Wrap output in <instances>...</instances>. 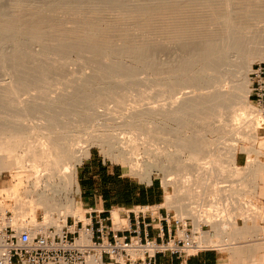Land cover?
I'll return each mask as SVG.
<instances>
[{
  "label": "rangeland",
  "instance_id": "obj_1",
  "mask_svg": "<svg viewBox=\"0 0 264 264\" xmlns=\"http://www.w3.org/2000/svg\"><path fill=\"white\" fill-rule=\"evenodd\" d=\"M9 1L1 0L0 8H8L10 5L14 8L17 5L19 7V3H17L19 0L10 1L12 4ZM22 1H25L26 4L24 5L28 4L26 1L30 2V0H21L20 2ZM56 1L52 0L51 3V0H37L34 2L35 4L27 6V8H25L26 6L23 7L25 9L21 10L23 11L22 15L21 12H15L14 9L15 13H12H20L19 16L17 14L14 18L9 17V19L4 16V19H0V29L3 30V32L0 30L1 39L6 38L4 37L5 34L2 36L7 29L6 26L10 28L11 33L14 32L12 31L14 29L11 30L13 27L19 30L12 34L15 37L14 39L10 36L12 41L8 38V41L4 39V42H1L3 39H0V88H6L12 81L19 79V82L15 81L16 83L18 82L16 84V88L19 89H17V95L13 94L10 96L9 94L11 93H7L4 94V97L2 96V100L0 98V102H3L0 104V119L4 117L5 120L12 119L11 121L18 122L14 118L15 116L21 124L32 127L33 134H29L27 144L33 147L40 146L41 142H45L43 138L50 135L49 129L53 117L61 118L65 122L72 121L74 118L78 121L84 119V112H90L88 110L90 107L89 101L84 100V98L91 95L93 97L94 95V99L91 97L87 99H90V103L95 101L93 104H99L95 108L99 116L96 117L95 124H88L90 127L87 128L88 125H83L82 128L84 126L87 128H85L86 130L83 129V132L86 134H80V136L83 135V142L79 143L77 147L81 145L84 147L91 143L88 141V139H91L88 135H93V133L94 135L105 134L115 138L113 141L117 143V148L126 147L128 144H142L157 155H160L166 151L168 154L175 153L177 150L175 145L170 146L168 144V141L172 140V138L164 134L163 129L166 128L167 124L177 128L178 132L186 130L190 135L197 134L202 136V139H206L209 143L206 145L205 151L207 153H215L221 159V164L226 173L232 176L227 180L217 177L209 179L207 181L208 187L215 188L220 192L213 195L204 194L201 200L192 199L194 200L192 201V206H202L207 209L208 205L215 202L217 204L230 202L228 203L230 205L236 199L226 196L228 192L225 193L223 190L233 186L235 191H241L242 196L238 201L244 205L249 213L253 214L259 211L262 214V217H257L256 219V225L261 229V224L264 222V177L257 184V191L252 193L250 190L251 186L248 183L245 184L247 176L236 174L238 169H241L240 172L242 174L247 172L249 156L246 165L241 166L236 163L237 155L240 152H244L245 149L250 148L262 153L263 157L256 159V161L260 160L264 162V117H259L260 113L256 112L257 110L253 103L249 101L253 109H249L250 107L245 109L239 99L233 98L225 106L220 118H209L206 121L204 120V123H201V120H197L198 123L194 121L193 124L192 122H184L183 126L185 128L174 126L168 121L170 120L168 116H166L168 120L164 117V113L160 112L161 116L157 115V117L150 113L153 118L148 113L145 115L141 113L146 110L151 111L154 107L161 110L163 106L168 105L175 99L174 94L176 91H186L188 92V96L196 95L203 84L201 81L203 79L200 80V78L204 76L199 70L204 69L205 63L201 62L203 63L201 64L199 62V64L197 60H192H195L194 58L199 54V51L201 53L203 50H210V47H215L224 32H227L225 31L227 27L233 30L232 34L236 30V32L244 30L245 33V31L254 30L259 26L264 29V0H137L138 3L136 0H123L124 3L118 1L120 2L119 6L114 3L115 6H113L111 4L112 0H109L110 3H105L104 1L106 0H95L100 1V3H94L93 0H65L69 3L63 0L61 2L58 0L57 3ZM135 4L138 7L134 6ZM11 7H9L10 10L7 9L6 11H9L10 16L13 15L10 13L13 11ZM1 9L0 12H4ZM16 9L20 11L18 8ZM48 11L50 12L47 13ZM25 15L28 16L27 19H25ZM143 15H146V18ZM2 20L4 21L2 22ZM20 20L22 22L21 25L24 24L23 26L20 25ZM15 25L18 26L16 27ZM5 33H7V36L11 34H9V29ZM29 35L32 37L31 39L28 37ZM216 39H219V41ZM206 45H208V48L205 47ZM118 47H123L122 49L124 50L117 52ZM253 47L259 51L264 50V44L253 45ZM193 54L195 55L194 58ZM260 63L264 64V57L258 56L253 60L251 70L254 65ZM250 72L247 73L249 90L251 87ZM35 74L45 75L42 76L45 78L39 79L40 81H37V83H33L30 77ZM192 74L195 77H199L195 79L194 83H191L190 88L185 89L188 85L187 79H189L190 75L192 77ZM212 74L215 75L214 73ZM20 75L23 79L18 78ZM89 77L91 78L88 79ZM175 78L178 79L175 80ZM24 79H26V83H23L25 82L23 81ZM20 80L23 82H20ZM236 80L237 82H235ZM185 81H187V84ZM238 81L236 77L229 76L224 86L229 89L233 88L234 90L241 82L239 81L238 83ZM20 83H23L24 85L21 84L23 86L31 85V87H23ZM16 85L14 84V86ZM23 89L27 92H22L24 91ZM216 89L217 87H212L203 92H214ZM40 90L50 91L47 93L51 96H47L49 98H57L63 93L69 94L70 91H73L74 93L71 92V94L74 95L71 96H74L76 99H74L75 102L68 101L65 105L58 102L61 106L67 108L61 115H58L57 112L62 111L60 106L48 104L49 99L40 93ZM107 92L109 94L104 96ZM12 96L16 97L15 100L19 99L16 100L17 103L14 99H11ZM81 102H85L82 112L79 108L82 105ZM21 105L27 109V116L21 114ZM42 106L48 107L43 108ZM39 108H41L40 111H38ZM82 113L84 114L82 115ZM240 125H243V128L238 132L236 128ZM214 127H219V130L213 131ZM75 134L77 135L78 133ZM253 134L257 136L256 139L252 138ZM234 145L237 148L235 150L236 154L231 149ZM25 146L18 152L20 156L26 155L28 146ZM106 151L99 144L94 145L91 148V156L99 160L100 163H104L108 171L115 175H124L120 179L122 181L136 184L138 187L150 185L132 176L128 166H124L123 163L116 160L114 155L110 156ZM146 151L143 150V153ZM233 157L235 159L234 165L231 162ZM87 160L85 159L78 166V175L81 166ZM167 160V158H164L165 163ZM182 160L188 162L186 156L182 157ZM205 160L207 161V158L202 160V162H206ZM28 164H31V162ZM174 169L176 170L177 167H174ZM191 172L188 178L193 181L192 187L199 194H203L206 186L204 187L195 183V180L200 175L193 171V169ZM14 184H17V182L12 180L9 171L0 174V195L2 189H13ZM152 184L157 185L161 195H163L161 202L158 204L166 203L162 207H166L171 213L177 214V211L169 207L170 205L166 202L168 190L174 191V187L166 189L161 179L158 178H153ZM140 197V195H133L131 202L127 206L113 207L115 216L118 217L116 213L120 209H129L136 205H143V202H139ZM1 200L2 198H0ZM78 201L76 213L82 216L77 217L83 218L82 221L84 220L83 222L87 223L88 221L85 218L87 208L81 207ZM252 202L257 203V206L254 207ZM8 204L13 205L14 202L10 201ZM228 213V215L224 216L225 220L231 214V212ZM234 215L236 214H231L230 218L235 221L236 226L229 228L227 233H232L233 230L245 226L244 219L238 215L233 217ZM188 219L194 225L192 218L188 217ZM209 232H211L209 234H212L211 228ZM261 233L263 234H261V237H264L262 229ZM213 235L211 237H215ZM213 239L217 242L214 245L220 246V248L225 249L229 253L231 264H264V239L235 244L226 248L222 246V243H219L221 242V238ZM258 243L263 245V249L255 255L254 260H243L238 256L236 258L231 253L232 248L247 247Z\"/></svg>",
  "mask_w": 264,
  "mask_h": 264
},
{
  "label": "bare ground",
  "instance_id": "obj_2",
  "mask_svg": "<svg viewBox=\"0 0 264 264\" xmlns=\"http://www.w3.org/2000/svg\"><path fill=\"white\" fill-rule=\"evenodd\" d=\"M10 1H13V0H10ZM20 1L21 0L17 2L19 3V7H17L18 5L15 6L13 4L15 8L11 7L12 5L8 6V8H4V7L2 9L0 8L1 10L4 11V12H0V19L1 18L4 19L5 18L4 16H6L8 19L9 17L14 18L15 15L17 14H18L17 16H19L20 13L14 14L15 12H21V15H22L23 11L21 10L27 8V6L29 7L33 5V3L36 2L37 0L36 1L30 0V2L26 1L28 3L27 5H24L26 4L25 1H22V2ZM61 1L62 0H60V2ZM118 1L124 3L123 0L122 1L117 0L116 2L115 0H112L111 4L114 3L115 5L119 6L120 2ZM148 1H152V0H148ZM154 1H157V0H154ZM57 2L58 0L56 1V3ZM93 2L100 3V1H95V0H93ZM104 2L110 3L109 0H106ZM51 3H52V0H51ZM114 4L113 6H115ZM44 5H47V4H44ZM130 5H133V4H130ZM134 6H137V5L135 4ZM9 7H11L13 10L10 12L11 14H13L12 16L9 15L8 13L9 11L6 12L7 9L10 10ZM16 8H18L20 11H18ZM14 9H15V12H14ZM147 10H150V9H147ZM49 12L50 11H48L47 13ZM25 16H26L25 19H27L28 16L27 15ZM145 16L143 15V17ZM3 21L4 20H2V22ZM21 23L22 22L20 20V25ZM6 27L7 29L5 32H7V30L9 29V34H10L11 33L10 28L8 26ZM229 28L227 27V29L225 30L227 32L226 33L224 32L225 35L223 34L220 41L219 39H216L219 42L218 44L216 43L215 47L213 48L210 47V50L209 49L203 50L201 53L199 51V54H197L195 58H194L195 56L194 54L196 53L193 54V58L195 60H192V61L197 60L198 61L197 63L199 62L205 63L204 64L205 67H203L204 69L199 70V72H201L202 75H204L202 76V78H200V80L203 79L201 81L204 85L202 84L200 86V89L196 95L188 96V92L186 91H176L174 94L175 99L168 105L163 106L161 110H158V108L154 107L153 109H151V111L146 110L147 112L143 111L141 114L145 115L146 113H148L149 115L150 113H152L153 115H156L157 117V115L159 116L161 112L165 114V116L163 114L164 117L166 116L169 117L170 120L167 119L168 117H166V119L170 121V123H172L174 126H177L179 128L180 127L185 128L183 126L184 122H190V123L192 122L193 124L194 121H196L195 123H198L197 120H201V123H202L204 120L206 121V119L208 120L209 118H214V117H215L214 119L220 118L223 114V110L225 106L230 101H232L233 98L239 99L245 109L249 107H250L249 109H253L251 108L252 106L249 102L250 101L249 99L250 90H249V79L247 78V73L251 71L253 60L256 57L258 56L264 57V50L259 51L257 50V48L255 49L253 47V45L256 46V45L264 44V29L263 27L260 28L259 26L258 28L256 27L254 30L252 29L247 32L245 31V33H244V30H241V32L243 31V33L236 32L237 31L236 30L235 33L232 34L233 30H230ZM11 30L14 32L19 31L15 27L11 28ZM36 30L38 31V29ZM1 32H3V30H1ZM5 32L2 34V36L5 34L4 37L6 38H2L3 41L1 42H4V39H7L6 41H8L9 39L12 41L10 36H12L13 39L15 38L14 35H12L14 34V32L8 36L6 35L7 33ZM15 34H18V33H15ZM28 37L30 39L32 38L30 37V35ZM28 43H31V42H28ZM208 45H206L205 47H207ZM210 45L212 46V44ZM252 47L254 50L252 49ZM122 48L123 47H118L117 52L124 50ZM140 48H143V47H140ZM193 63L196 64L195 62ZM175 72L177 73L176 70ZM199 72L196 71V73L198 74ZM33 73H34V70H33ZM212 73H214L215 75H213ZM42 76H45V75L35 74L32 77L30 76L29 77L32 78L31 80L33 83H37V81H40L39 79L42 80V78H45ZM229 76L236 77V79L241 81L240 83L238 81L239 85L237 87L236 86L237 84H236L235 85L236 87L234 90L233 88L229 89L224 86L226 85V80ZM21 77L22 76L20 75V77L18 78H21ZM173 77H176V76H173ZM194 77L195 76H193V74H192V77L190 75L189 79H187L188 85L185 89L190 88L191 83L192 82L194 83L195 79L198 78L199 76L195 78ZM90 78L91 77H89L88 79ZM176 79L178 78H175V80ZM25 80L26 79H24L23 81ZM28 80L30 81V79ZM15 81L19 82V79L17 80L15 79ZM15 81H12L11 84H9V86L6 88L5 87L0 88L1 100L4 97V94H7V93L8 94L11 93L9 94L10 96L13 94L17 95L18 88H16L17 87L16 84H18V82L16 83ZM23 81L20 80V82H23ZM186 82L187 81H185V83ZM235 82H237V80ZM23 83H26V81ZM23 83H20V85ZM14 84L16 86H14ZM27 86H23V87L27 88ZM28 87H31V85ZM212 87L213 88L217 87L216 91L209 92V93L203 92L205 90L207 91L209 88H212ZM32 88H28V89L31 90ZM23 90L24 91L22 92H25V93L27 92L25 91V89ZM49 92L50 91L47 92V91L40 90V93H42L43 95L46 96V98L49 99L48 104L60 106V109L62 111L61 112L58 111L57 112L58 115H61L62 112H64V110H67L66 107L61 106L58 102L65 105L68 101L75 102L74 99H76L74 98V96H71V95H74V94H71V92L73 91L69 92L70 95L67 93L66 94L63 93L61 96L57 98L47 97V96H50V94L49 95L47 94ZM107 94L109 93L108 92L105 93L104 96ZM91 96H88V97L86 96L85 98L83 97L84 100L86 99L87 101H89V105L90 107H92L91 109L90 107L88 109L90 110V112L87 111V112H84L85 114L82 113V115L83 114L85 115V116L83 115L84 119H81L78 121V120H75V118L74 119L71 118L75 121L72 120L69 122H65V120L61 118L53 117L52 122H51V127L49 129L50 135L48 137L43 138V141L45 142H41L40 146L34 145L36 147H33L31 145L28 146L27 144L29 140V134L30 135L33 134L32 127L21 124V122H19V119L15 116L14 118H16L18 122H14V120L11 121L12 119L10 118H9L10 120H5L4 117H2L3 119H0V174L4 173L5 171H9L12 180L17 182V184H14L13 189H9V190L2 189L1 190L0 198H2V200L0 201V206L8 207L9 206L8 203L10 201H13L14 202V204L12 205L13 210L19 213L22 212L24 213V215H34L37 211L41 210L44 212L43 214L46 220H50L51 218H54L55 215H58V216L62 215L64 217L82 216L79 213H76L77 212L76 204H77V201L79 200L80 192H81L79 181H78V166L81 165L85 159H89L91 157V148L94 145L99 144L101 147L107 150L106 152L110 156L114 155L117 161H120L121 163H123L124 166H128L130 168L131 175L139 178L142 182H146L151 185L153 178H158V179H161L166 189L174 187L173 189L174 191L168 190L166 194V202L170 205L169 207L177 211V214L180 217L184 219L188 217L192 218L196 228H199L202 223L209 225V227L211 228L212 234H214L215 237H211L212 234H209L211 232H208V236H207L208 238L206 240L207 244L214 245L217 242H215L213 238H221V242L219 243H222V246H225L226 248L232 245L234 246L235 244L260 241L263 239V237H261V234H262L261 229H259L256 225L257 217H262V214L259 213V211L253 214L249 213L245 209L244 205L238 201V199L242 196L241 191L240 192L235 191L233 186L227 187V189L225 188L223 190L225 193L228 192L226 196H230L236 199V201L233 200L230 205H228V203L230 202L226 204L224 202L222 204H217L215 202L211 205H208L207 209H205L202 206L200 207L192 206V201L201 200L204 194L213 195V194H217L218 192H220L219 190H216L215 188L213 189V188L208 187L207 181L209 179H212L213 177L215 178L217 177L220 179L227 180L231 178L232 176L226 173V171L224 170L221 164V159H219V157L215 153L212 154L209 152L207 153L205 151L206 145H208L209 143L206 139H202V136H199L197 134L190 135L187 133L186 130L178 132L177 128H174L170 124H167L166 128L163 129L165 132L164 134H167L170 136V138H172V140L168 141V144L170 146L175 145L177 150L175 153L168 154V152L166 151L167 153L163 152V154H160V155H157L156 153L149 150L148 148H146L145 145H142V144L141 145L128 144L126 147L117 148L116 147L117 143H114L113 141V139L115 138H113L112 136L105 135V134L103 135L95 134L94 135L93 133V135L92 134L88 135V137L89 136L91 137L90 140L88 139V141H90L91 143L84 147L82 145L77 147L79 143L83 142L82 141L83 135L80 136V134L81 133L86 134L83 132V129L86 130L88 127H90V125L88 124H95L96 117L99 116L98 113L96 112L97 110L95 109L97 105L99 104H93L95 103V101L93 103H90V99H87V98H90ZM183 96H187V97H183ZM6 98H7V95H6ZM15 98L13 96L11 97V99H14V100ZM91 98L94 99L95 98L94 95ZM5 100L4 102H6ZM16 100H19V99H16ZM2 103L0 102V104ZM84 103L85 102H81L82 105L79 107L81 112L84 109L83 108ZM20 107H21L20 109L21 114L27 116L28 115L27 109L23 105H21ZM42 107L46 108L48 106H42ZM40 110L41 108H39L38 111ZM253 112L255 113L254 110ZM256 112H259V111H256ZM259 115L258 116L261 117V114ZM254 123L257 124L256 122ZM85 124L88 125L87 128L86 126L82 128L83 125ZM91 127H93V125H91ZM219 127L218 128L214 127L215 129L213 128L212 130L218 131ZM242 128H243V125H240V126H237L236 130H238L239 132ZM74 133H78V134L74 135ZM88 133H90V131H88ZM252 138L256 139L257 136L253 134ZM23 146L25 147L28 146L26 149L27 152L25 156H22V155L20 156L19 155L20 153L18 152L23 148ZM203 149L204 151H202ZM231 149L234 152L237 148L234 145L232 146ZM143 150H145L146 152L143 153ZM244 152H246L249 156V162H248L249 165L246 169L247 172L242 174L240 172L241 169H238V172H236V174L239 176H242V175H245V177L247 176L245 184L248 183L251 186V189H250L251 192L255 193L258 189L257 184L259 183L260 179L261 178L263 179L264 177V162L260 160L256 161V159L263 157V154L258 152L257 150L250 149V148L245 149ZM234 154H236V151ZM184 156L187 157L188 162H186L185 160H182V157ZM164 158L168 159L166 163L164 162ZM206 158H207V161L205 160L206 162H202V160ZM27 162L28 163L31 162V164H28ZM231 162L233 165L235 164L234 157L233 159H231ZM174 167H177V169L175 170ZM192 169L193 171L197 172L200 175V177H197V179L195 180V183L200 184L201 186H204V187L206 186L204 188L205 191L203 194H199L197 191H195V189L192 187L193 181L190 178H188V176L192 173L191 172ZM243 184H244V181H243ZM3 196H6V197L3 198ZM253 204L252 205L254 207L257 206V203H253ZM227 211L231 212V214H236L238 216H241L245 221V226L238 228L237 230H233V232L231 231L232 233H227V230L229 228H234L236 226L235 221L230 218L231 214L229 215V218L227 217L228 219L227 218L226 220L224 219V216L229 214ZM236 215H234L233 217H235ZM113 218L115 222H117L120 219L119 214H118V217H116L115 213L113 212ZM82 219L83 218H81V220ZM262 249H263V245L258 243V244H253L247 247L232 248L231 253L233 254V256L235 255L236 258L238 256L240 259H243V260H254L255 255L261 252ZM89 264H97V263L91 262Z\"/></svg>",
  "mask_w": 264,
  "mask_h": 264
},
{
  "label": "built area",
  "instance_id": "obj_3",
  "mask_svg": "<svg viewBox=\"0 0 264 264\" xmlns=\"http://www.w3.org/2000/svg\"><path fill=\"white\" fill-rule=\"evenodd\" d=\"M250 81V102L264 117L263 63L252 67ZM162 206L120 209L117 222L113 208H88L87 223L62 215L46 220L42 211L24 215L12 205L0 206V264H165L158 256L189 264L186 259L194 254L226 251L207 244L209 225L196 228L190 219ZM261 225L264 233V222Z\"/></svg>",
  "mask_w": 264,
  "mask_h": 264
},
{
  "label": "crops",
  "instance_id": "obj_4",
  "mask_svg": "<svg viewBox=\"0 0 264 264\" xmlns=\"http://www.w3.org/2000/svg\"><path fill=\"white\" fill-rule=\"evenodd\" d=\"M247 161L248 155L246 153L240 152L237 155L236 163L238 165H246ZM123 176L108 171L104 163H100L99 160L91 156L81 166L78 175L81 189L78 202L81 207L108 211L115 206H127L133 195H140L139 202L144 204L161 202L163 195H161L157 185L138 187L136 184L120 180ZM158 261L165 264H181V260L174 257L158 256ZM186 261L189 264H231L229 253L220 250L200 252L192 255Z\"/></svg>",
  "mask_w": 264,
  "mask_h": 264
}]
</instances>
